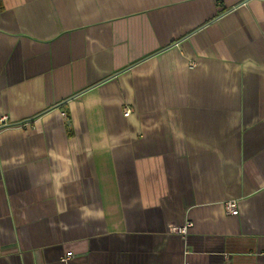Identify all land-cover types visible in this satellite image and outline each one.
<instances>
[{
    "label": "crops",
    "instance_id": "1",
    "mask_svg": "<svg viewBox=\"0 0 264 264\" xmlns=\"http://www.w3.org/2000/svg\"><path fill=\"white\" fill-rule=\"evenodd\" d=\"M66 257L264 264V0H0V264Z\"/></svg>",
    "mask_w": 264,
    "mask_h": 264
},
{
    "label": "built area",
    "instance_id": "2",
    "mask_svg": "<svg viewBox=\"0 0 264 264\" xmlns=\"http://www.w3.org/2000/svg\"><path fill=\"white\" fill-rule=\"evenodd\" d=\"M131 114V110L129 108H126L125 111V116L128 117ZM225 210L227 214L231 216H238L239 215V208H238V203L235 200H229L225 203ZM192 227L191 222H186L182 226H177L171 224V231L174 234H177L182 237H186L188 234L189 229ZM70 257H66L63 259L64 264H68L67 262L69 261Z\"/></svg>",
    "mask_w": 264,
    "mask_h": 264
}]
</instances>
